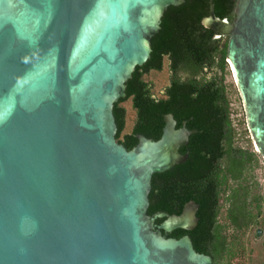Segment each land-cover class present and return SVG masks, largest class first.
Listing matches in <instances>:
<instances>
[{"label": "water", "instance_id": "obj_1", "mask_svg": "<svg viewBox=\"0 0 264 264\" xmlns=\"http://www.w3.org/2000/svg\"><path fill=\"white\" fill-rule=\"evenodd\" d=\"M183 0H0V264H211L190 238L198 204L147 214L154 173L193 132L115 139L113 103L150 56L163 11ZM228 36L247 129L264 159V0H237ZM160 218V223L155 220ZM260 230L257 231V234Z\"/></svg>", "mask_w": 264, "mask_h": 264}, {"label": "trees", "instance_id": "obj_2", "mask_svg": "<svg viewBox=\"0 0 264 264\" xmlns=\"http://www.w3.org/2000/svg\"><path fill=\"white\" fill-rule=\"evenodd\" d=\"M212 2L217 17L235 19L236 0ZM210 11V0H183L167 6L158 30L150 37L149 58L135 66L125 83V96L113 103L112 112L115 139L128 150L137 144V134L159 139L168 114L175 119L176 128L184 124L193 131L179 148L187 154L186 160L152 175L147 214H179L187 202L198 204L196 226L177 228L167 236L187 235L197 252L209 255L211 264H220L226 256H234V240L228 239L225 223L234 231L261 224L264 193L253 175L259 163L257 154L235 143L237 132L225 82L228 36L215 37L202 24ZM165 58L169 81L163 96L156 98L144 75L161 71ZM128 99L135 119L131 131L124 133L123 102ZM221 216L225 223L220 222ZM160 222V218L155 220Z\"/></svg>", "mask_w": 264, "mask_h": 264}, {"label": "rangeland", "instance_id": "obj_3", "mask_svg": "<svg viewBox=\"0 0 264 264\" xmlns=\"http://www.w3.org/2000/svg\"><path fill=\"white\" fill-rule=\"evenodd\" d=\"M237 2V0H236ZM228 63V73L226 74L225 82L228 85V92L230 98L231 117L233 119V126L237 132L235 143L253 150L258 156V166L254 169V179L259 183V188L264 193V159L261 153L256 149L254 140L247 129L245 105L235 81L234 74L231 68V63ZM145 80L152 84V94L154 97L163 96L165 86L169 81L168 61L165 58L163 69L161 71H150L144 75ZM126 109V124L125 132H130L132 124L135 119L134 109L131 107L130 100L123 102ZM243 121V122H242ZM246 129L247 132H244ZM224 212V209H222ZM261 224L251 225L245 230L234 231L233 228L225 223L223 216L220 217V222L225 223V232L228 239H233L231 246L233 248L234 256H226L220 264H264V212L262 213ZM260 233L257 234V231ZM256 233V235H255Z\"/></svg>", "mask_w": 264, "mask_h": 264}, {"label": "bare ground", "instance_id": "obj_4", "mask_svg": "<svg viewBox=\"0 0 264 264\" xmlns=\"http://www.w3.org/2000/svg\"><path fill=\"white\" fill-rule=\"evenodd\" d=\"M228 61H229V59H228ZM230 62V61H229Z\"/></svg>", "mask_w": 264, "mask_h": 264}]
</instances>
